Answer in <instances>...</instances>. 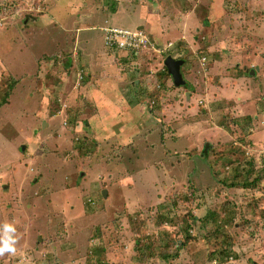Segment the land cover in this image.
I'll return each instance as SVG.
<instances>
[{
  "label": "rangeland",
  "instance_id": "374dc122",
  "mask_svg": "<svg viewBox=\"0 0 264 264\" xmlns=\"http://www.w3.org/2000/svg\"><path fill=\"white\" fill-rule=\"evenodd\" d=\"M107 25L151 43L108 49ZM168 56L184 59L186 85L164 71ZM106 87L123 111L100 135L86 119ZM208 210L232 220L237 256L223 263L206 259ZM135 213L147 234L180 243L187 223L199 237L147 264H264V0H0V241L15 239L0 264H137Z\"/></svg>",
  "mask_w": 264,
  "mask_h": 264
},
{
  "label": "trees",
  "instance_id": "16d2710c",
  "mask_svg": "<svg viewBox=\"0 0 264 264\" xmlns=\"http://www.w3.org/2000/svg\"><path fill=\"white\" fill-rule=\"evenodd\" d=\"M184 60V59H183ZM164 71L167 72V74L169 76H171L168 67L165 65L164 67ZM14 87V84H10L9 88L7 90V92L5 93V96L2 100L3 104L7 102V98L9 97L12 89ZM236 123L238 124H243L242 128L245 126L246 129H248L251 125H252V117L250 115H244L242 117H237L235 119ZM245 121V122H244ZM243 134H244V128H243ZM240 140H243V138H241ZM216 154H218L217 157L220 156L221 151H215ZM260 177H256L254 179V181L248 182V181H242V183H239L240 185L243 184L244 187L246 186H255L256 182H259ZM248 182V183H247ZM237 182L236 181H232L230 183V186H234ZM247 184V185H246ZM182 198H180L181 202L183 203H188V201L190 200V196L189 195H182ZM173 202H176V199H172ZM177 203V202H176ZM176 203H173V205L175 206ZM172 207V211H173ZM170 213V216L172 215L171 210L168 211ZM167 216L163 215V220L166 221ZM222 218H225V214L221 215L217 210H208L207 213L202 216L199 220L201 221L202 226H207L210 223H215L216 228L214 230V234H208V235H204L202 236L203 239L206 240V244L208 247H206V249H209L206 253V259L213 261L218 259L219 263H223L226 260H229L230 257H236V252L233 251L232 247H231V241H230V235L226 232V229L224 228V225H227V223H232V220L230 219V217L227 219L225 218V220L222 222ZM198 217H194L193 221L194 223H196ZM161 221L160 223L158 222V225L161 226V228H163V222ZM131 222V230L133 232H135L137 234V239H136V243L139 244L141 241L140 239V234L141 236H144V240L145 242H143L140 247H138V250L136 252L135 255V260L138 262H136L137 264H147L146 262H148V260L152 257H161L165 262L167 263H171L173 261H175L176 259H178L181 256V252L186 248L189 249L190 246H193L195 244V242L198 240V235L196 236L195 234L191 233V224H185V226H180L178 225V232L180 233L179 235H181V242L177 243L178 239H172L170 236L169 231L165 228L162 229V231H158V234H147L146 232V222H145V218L142 217L140 214L135 213V215L133 216V218L130 219ZM101 230L100 227L98 226V231ZM176 232V233H178ZM220 235H223V237H221ZM95 236V234L93 235ZM102 233L99 231V234L96 235L95 238H101ZM212 236H214V240L216 243H220L219 247L212 248L210 246L213 245L214 243L212 242ZM215 243V244H216ZM172 244L173 247H169V245ZM168 245V246H167ZM102 250L101 253L103 254L105 252V247L101 246ZM205 259V261H206ZM96 264H106L103 263V261H101V259L98 260V263Z\"/></svg>",
  "mask_w": 264,
  "mask_h": 264
},
{
  "label": "crops",
  "instance_id": "0c3cea01",
  "mask_svg": "<svg viewBox=\"0 0 264 264\" xmlns=\"http://www.w3.org/2000/svg\"><path fill=\"white\" fill-rule=\"evenodd\" d=\"M114 8H115V5H114ZM122 53L125 55V52L122 51ZM130 57H132V56H130ZM127 59H128V57H127ZM111 76L112 75H109L110 81H112L114 87H117V84H118V82H120L121 78L115 77V76H114V78H111ZM110 81H104V82H110ZM174 85H175V83H174ZM114 87L111 90H109L108 87L101 88V89H103V91L95 90L96 93L94 91H91L90 94L92 96L96 95L98 97V101L97 100H94V101L98 102V107H100V108L96 114H89V118L86 119V124H87L86 130L87 131L94 128L101 135V132L104 129L109 130V128H110V127H108L109 124L111 122L113 124L115 122V119L120 115L121 111H123L121 108H119L116 105L115 98H117V97H116V92H115ZM128 103H129V101H128ZM93 116H95L94 119L89 120ZM131 130H133V131L131 132ZM139 130L142 131L140 128L138 129V127H136L134 125V126H131L129 129H125L124 131L126 132L125 133L126 136H129V133L132 134V133L137 132ZM99 140H103V137H102V139H99Z\"/></svg>",
  "mask_w": 264,
  "mask_h": 264
},
{
  "label": "built area",
  "instance_id": "2783aa9c",
  "mask_svg": "<svg viewBox=\"0 0 264 264\" xmlns=\"http://www.w3.org/2000/svg\"><path fill=\"white\" fill-rule=\"evenodd\" d=\"M107 47L126 53H138L150 45V39L142 28L130 29L107 25L103 29ZM127 55V54H126Z\"/></svg>",
  "mask_w": 264,
  "mask_h": 264
},
{
  "label": "water",
  "instance_id": "95a60500",
  "mask_svg": "<svg viewBox=\"0 0 264 264\" xmlns=\"http://www.w3.org/2000/svg\"><path fill=\"white\" fill-rule=\"evenodd\" d=\"M184 63L183 59H176L172 56H168L165 60V65L168 67L170 74L172 75L173 81L177 86H183L186 84V80L184 79L183 73L181 71V66ZM255 71L251 70V74H254ZM190 97V95H188ZM209 143L206 144L204 153L207 152ZM25 149V147H23ZM107 194V191H105Z\"/></svg>",
  "mask_w": 264,
  "mask_h": 264
},
{
  "label": "clouds",
  "instance_id": "9594fccd",
  "mask_svg": "<svg viewBox=\"0 0 264 264\" xmlns=\"http://www.w3.org/2000/svg\"><path fill=\"white\" fill-rule=\"evenodd\" d=\"M103 39H104V35H103ZM104 45H105V43H104ZM105 47L108 49H112V48L107 47L106 45H105ZM112 50H116V49H112ZM118 51H120V50H118ZM4 230H5L6 234L15 233V228L11 224L6 223L4 225ZM14 244H15V239H14L13 235L9 236L7 239H3L2 241H0V256L4 255L6 252L14 254L15 253Z\"/></svg>",
  "mask_w": 264,
  "mask_h": 264
}]
</instances>
